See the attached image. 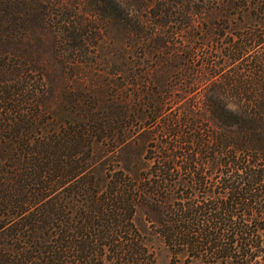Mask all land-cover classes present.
Listing matches in <instances>:
<instances>
[{
	"label": "trees",
	"instance_id": "1",
	"mask_svg": "<svg viewBox=\"0 0 264 264\" xmlns=\"http://www.w3.org/2000/svg\"><path fill=\"white\" fill-rule=\"evenodd\" d=\"M43 2L0 0V264H156L141 210L264 264V0Z\"/></svg>",
	"mask_w": 264,
	"mask_h": 264
},
{
	"label": "rangeland",
	"instance_id": "2",
	"mask_svg": "<svg viewBox=\"0 0 264 264\" xmlns=\"http://www.w3.org/2000/svg\"><path fill=\"white\" fill-rule=\"evenodd\" d=\"M43 4H44V11L48 15H50V13L52 14L54 8L52 6L51 0H44ZM214 32L217 35L220 34V31H214ZM225 37H228V29L226 30V36ZM82 60H83V58L80 59V61H82ZM84 62L85 63H79V65L86 64V60ZM21 75H22V72H20L19 75H17V76H21ZM96 75H98V74L89 73L88 71L79 72L75 69H72L70 76H69V78H70L69 79V81H70L69 89H70V91H72V97L73 98L75 97L74 95H75V91L77 89L76 83L78 81H80V79L87 82V84H89L90 82H94L96 80L100 81L101 79H103V77L101 75L100 76H96ZM92 80H94V81H92ZM19 81H20L19 82L20 88L26 87L24 77L19 78ZM85 91H88V88L84 89V93L82 96V104H83V106L87 107L89 105L90 99H89L88 92H85ZM12 106H13V103L4 100V94H2V92H0V109L1 108L4 109L3 107H8V109H9ZM70 107L73 108L74 104L72 103L70 105ZM175 107L176 106L173 105L168 110L169 113H171L172 115L178 114L177 108H175ZM159 138H161V136ZM150 221H151V219L147 216L146 210H141L139 212L137 222H138L140 228H142L148 234V237L150 240L149 241L150 248L154 252V256L156 258V264H204V263H201L200 261H198L197 259L191 258L187 254H182V255H179L178 257H175L172 254L169 247L166 245L164 239L156 233V228L152 225L153 223Z\"/></svg>",
	"mask_w": 264,
	"mask_h": 264
}]
</instances>
